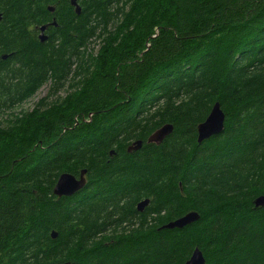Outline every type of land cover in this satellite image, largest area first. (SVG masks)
Instances as JSON below:
<instances>
[{
    "label": "trees",
    "instance_id": "1",
    "mask_svg": "<svg viewBox=\"0 0 264 264\" xmlns=\"http://www.w3.org/2000/svg\"><path fill=\"white\" fill-rule=\"evenodd\" d=\"M78 3L0 0V264H264V0Z\"/></svg>",
    "mask_w": 264,
    "mask_h": 264
},
{
    "label": "water",
    "instance_id": "2",
    "mask_svg": "<svg viewBox=\"0 0 264 264\" xmlns=\"http://www.w3.org/2000/svg\"><path fill=\"white\" fill-rule=\"evenodd\" d=\"M70 4L72 7H74L75 12L77 15L81 14V7L78 3V0H70ZM50 12H54L53 7H49ZM3 20V16L0 13V23ZM53 26H57L56 22H53ZM48 26H42L40 28V40L41 42H46L48 37L45 35V32L47 30ZM3 59H6L4 57ZM225 121H226V116L221 109V106L219 103H216L207 117V119L199 124L198 126V144H202L204 141L215 137L219 136L222 134V132L225 129ZM174 128L173 125L167 124L164 125L162 128L158 129L156 132H154L148 139V144H155V145H160L164 142V140L173 133ZM142 141H137L134 142L129 148H128V153H133L137 152L142 148ZM111 155H114V152H111ZM86 174L87 171L83 170L79 176V178H76L74 175L69 174V173H64L60 175L58 178L57 185L54 189V195L57 196L58 198H69L80 191H82L86 184ZM150 204V200H144L140 202L137 205V210L139 213H143L146 207H148ZM256 207H264V197L261 196L256 199L255 201ZM200 219V215L197 212H190L184 215L183 217L176 219L175 221H172L165 225L163 229H183L195 222H197ZM57 234L53 233L52 238L56 239ZM63 264H69V263H63ZM186 264H206V259L203 254V252L199 249L196 248L190 259L187 261Z\"/></svg>",
    "mask_w": 264,
    "mask_h": 264
},
{
    "label": "rangeland",
    "instance_id": "3",
    "mask_svg": "<svg viewBox=\"0 0 264 264\" xmlns=\"http://www.w3.org/2000/svg\"><path fill=\"white\" fill-rule=\"evenodd\" d=\"M91 49H94L97 47V44H95L94 42L91 44ZM97 50V48H96ZM49 88H50V84L45 85L43 88H41L39 90V92L28 102H26L25 104H23L17 111L18 112H30L33 110L34 106L36 105V103L43 98L44 96H46L49 92Z\"/></svg>",
    "mask_w": 264,
    "mask_h": 264
},
{
    "label": "bare ground",
    "instance_id": "4",
    "mask_svg": "<svg viewBox=\"0 0 264 264\" xmlns=\"http://www.w3.org/2000/svg\"><path fill=\"white\" fill-rule=\"evenodd\" d=\"M58 182V181H57ZM56 185H57V183H56ZM56 185H55V187H56ZM55 187H54V189H55Z\"/></svg>",
    "mask_w": 264,
    "mask_h": 264
}]
</instances>
